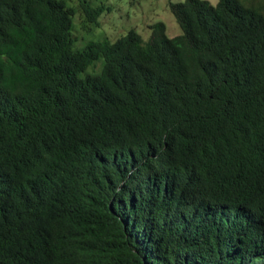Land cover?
I'll use <instances>...</instances> for the list:
<instances>
[{"label": "trees", "instance_id": "16d2710c", "mask_svg": "<svg viewBox=\"0 0 264 264\" xmlns=\"http://www.w3.org/2000/svg\"><path fill=\"white\" fill-rule=\"evenodd\" d=\"M70 1L0 0V264H264V0Z\"/></svg>", "mask_w": 264, "mask_h": 264}, {"label": "rangeland", "instance_id": "374dc122", "mask_svg": "<svg viewBox=\"0 0 264 264\" xmlns=\"http://www.w3.org/2000/svg\"><path fill=\"white\" fill-rule=\"evenodd\" d=\"M102 2L104 11L98 17L97 25L85 23L81 20L78 11L72 16L71 33L75 37L74 49L82 48L85 44L101 39L115 40L124 35L128 30L133 29L143 39L149 34L148 25L162 21L165 25V34L168 37L175 36L180 30L168 10L169 2L183 0H92ZM210 4H215L216 0H206ZM72 7L77 8L76 0L68 2ZM102 59L88 65L83 72L78 73V77L85 74H96L100 71Z\"/></svg>", "mask_w": 264, "mask_h": 264}]
</instances>
